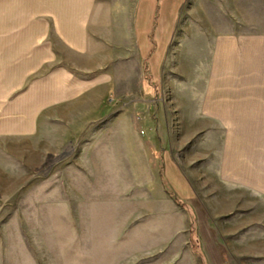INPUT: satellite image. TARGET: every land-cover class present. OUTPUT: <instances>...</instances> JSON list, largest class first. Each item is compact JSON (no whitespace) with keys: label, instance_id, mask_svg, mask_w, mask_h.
I'll return each mask as SVG.
<instances>
[{"label":"rangeland","instance_id":"374dc122","mask_svg":"<svg viewBox=\"0 0 264 264\" xmlns=\"http://www.w3.org/2000/svg\"><path fill=\"white\" fill-rule=\"evenodd\" d=\"M137 1L104 4L129 31ZM201 1L179 5L166 42L155 40L157 69L144 54L141 83L106 93L86 135H53L57 125L50 134L0 130V264H178L202 260L215 243L240 264L261 262L263 237L246 236V220L214 217L231 187L219 171L223 135L199 123V4L214 0ZM6 32L0 92L18 85L22 52ZM18 87L11 99L26 89ZM234 227L243 233L230 235Z\"/></svg>","mask_w":264,"mask_h":264},{"label":"crops","instance_id":"0c3cea01","mask_svg":"<svg viewBox=\"0 0 264 264\" xmlns=\"http://www.w3.org/2000/svg\"><path fill=\"white\" fill-rule=\"evenodd\" d=\"M184 1L138 0L127 31L104 0H0L5 42L22 46L18 85L0 92V130L50 134L57 125L53 135H86L106 110V93L137 83V76L141 83L144 54L157 69L162 51L155 40L166 42L170 17ZM199 8V123L206 135H223L219 171L231 187L214 217L246 220L244 234L262 236L264 254V0H214ZM18 86L26 89L11 99ZM242 233L234 227L229 234ZM244 250L255 247L248 241ZM224 253V245H205L202 260L178 264H240ZM252 264H264V255Z\"/></svg>","mask_w":264,"mask_h":264}]
</instances>
